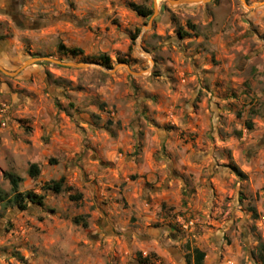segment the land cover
<instances>
[{"label": "rangeland", "instance_id": "rangeland-1", "mask_svg": "<svg viewBox=\"0 0 264 264\" xmlns=\"http://www.w3.org/2000/svg\"><path fill=\"white\" fill-rule=\"evenodd\" d=\"M4 1L5 70L85 65L0 70V194L7 172L22 192L63 174L84 194L0 201V264H187V244L205 264H264V0H18L20 26Z\"/></svg>", "mask_w": 264, "mask_h": 264}, {"label": "trees", "instance_id": "trees-1", "mask_svg": "<svg viewBox=\"0 0 264 264\" xmlns=\"http://www.w3.org/2000/svg\"><path fill=\"white\" fill-rule=\"evenodd\" d=\"M129 6L131 9H133L138 15L145 17V18H150L153 13V6H145L141 4H137L135 2H130ZM183 28L178 29V33L182 36L189 35L188 32H183ZM139 29H137V32L139 33ZM138 35L135 34L132 37V44L136 41ZM71 50L72 55H69L73 58L79 56L77 53H82L83 51L80 48H67L64 45L59 46V51L62 54H65ZM67 55V54H65ZM99 62L104 65L105 67L111 68V59L107 55H102L99 57ZM248 127H252L250 124ZM50 163L53 164L55 163V160L50 159ZM231 168L234 170V172L242 177L244 174L243 172L235 167L231 166ZM28 175L36 179L41 175V167L38 163H31L29 168H28ZM6 178L9 179L11 185H12V195L6 199L7 196L1 195L0 194V201L1 202H6L10 205L17 206L19 209L22 211L27 210L31 204L34 205H40L44 206L45 205V199L46 195L49 193H54V194H60L63 191H67L69 193V199L78 202L83 199V194L81 192H77L76 188L71 185L66 184V177L62 176L59 179H52L49 181L44 182L41 185V192H36L34 190H28L25 192H22L19 190V185L23 181V178L19 175H16L12 172H7L5 174ZM73 221L77 224H82L84 227H88V222L87 220H84L83 215L75 216L73 218ZM187 249L189 250L187 257H186V262L187 264H205V258H206V252L199 247H191L189 244H187ZM141 255V253H140ZM141 259V257L139 258ZM141 264H149L147 261V258L141 259Z\"/></svg>", "mask_w": 264, "mask_h": 264}, {"label": "water", "instance_id": "water-1", "mask_svg": "<svg viewBox=\"0 0 264 264\" xmlns=\"http://www.w3.org/2000/svg\"><path fill=\"white\" fill-rule=\"evenodd\" d=\"M167 1L169 4L171 5H182V4H195V3H205V2H208L210 0H165ZM263 2H260L258 4H263ZM256 4V5H258ZM155 13L157 12V0H155ZM252 6H255V4H253ZM39 60H47V61H50V62H54L56 64H60V65H85L83 63H72V62H64L62 60H59V59H55V58H51V57H43V58H36V57H31L30 59H28L27 61H25L24 65L22 66V68L30 65V64H34L36 61H39ZM127 68L129 69L128 65H126ZM21 68V69H22ZM21 69L19 70H16L14 72H10V71H7L5 70L1 65H0V70H2L3 72H5L6 74H10V75H15L17 74Z\"/></svg>", "mask_w": 264, "mask_h": 264}, {"label": "crops", "instance_id": "crops-1", "mask_svg": "<svg viewBox=\"0 0 264 264\" xmlns=\"http://www.w3.org/2000/svg\"><path fill=\"white\" fill-rule=\"evenodd\" d=\"M89 145L94 146L93 143H91V144L89 143ZM63 147H67V148H69L68 145L63 146ZM67 148H66V149H67ZM93 158L96 159L97 163H100L101 166L104 165V161H103V160H102V161H99L98 156H97L96 154L93 155ZM32 163H37V161H34V162H32ZM80 175H82V176L84 177L85 172L82 171V170H80ZM62 176H65V177H66V181H67V176L62 174L60 177H62ZM89 177H92L93 179H95V178H96V177H95V173H92V175H89ZM58 179H59V178H58ZM51 180H52V179H51ZM45 182H46V181H45ZM91 184H92V183H91ZM69 185L74 186L78 192H81L82 194H84V192L78 190V187L76 186V184L73 183V184H69ZM101 185L105 186L104 182H102ZM110 185H113V184L111 183ZM93 186H94L95 188L92 189V192H93L94 194L98 195V197L100 196V193H104V192H105L103 186H100V185L98 186V185H96V184H93Z\"/></svg>", "mask_w": 264, "mask_h": 264}, {"label": "flooded vegetation", "instance_id": "flooded-vegetation-1", "mask_svg": "<svg viewBox=\"0 0 264 264\" xmlns=\"http://www.w3.org/2000/svg\"><path fill=\"white\" fill-rule=\"evenodd\" d=\"M7 7H10L12 9L10 11V14L12 15L13 21H15L19 26L23 24V16H21L17 11V6L19 5L18 0H5L4 1Z\"/></svg>", "mask_w": 264, "mask_h": 264}, {"label": "clouds", "instance_id": "clouds-1", "mask_svg": "<svg viewBox=\"0 0 264 264\" xmlns=\"http://www.w3.org/2000/svg\"><path fill=\"white\" fill-rule=\"evenodd\" d=\"M82 22L87 23V20L85 19V20L82 21ZM65 54H67V55H72V52H71V50H69V51L66 52ZM77 55H80V56H87V55H89V53H88V52H82V53H77Z\"/></svg>", "mask_w": 264, "mask_h": 264}, {"label": "built area", "instance_id": "built-area-1", "mask_svg": "<svg viewBox=\"0 0 264 264\" xmlns=\"http://www.w3.org/2000/svg\"><path fill=\"white\" fill-rule=\"evenodd\" d=\"M190 224H192V222H190Z\"/></svg>", "mask_w": 264, "mask_h": 264}]
</instances>
